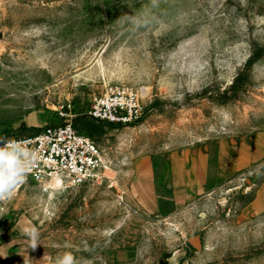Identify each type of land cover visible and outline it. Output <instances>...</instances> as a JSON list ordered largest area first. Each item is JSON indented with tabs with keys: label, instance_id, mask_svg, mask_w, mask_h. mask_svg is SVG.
Returning <instances> with one entry per match:
<instances>
[{
	"label": "rangeland",
	"instance_id": "obj_1",
	"mask_svg": "<svg viewBox=\"0 0 264 264\" xmlns=\"http://www.w3.org/2000/svg\"><path fill=\"white\" fill-rule=\"evenodd\" d=\"M109 83L141 88L143 115L89 135ZM61 112L104 167L76 187L26 180L0 206L5 264H264V159L165 213L127 187L137 157L264 131V0H0V140Z\"/></svg>",
	"mask_w": 264,
	"mask_h": 264
},
{
	"label": "crops",
	"instance_id": "obj_2",
	"mask_svg": "<svg viewBox=\"0 0 264 264\" xmlns=\"http://www.w3.org/2000/svg\"><path fill=\"white\" fill-rule=\"evenodd\" d=\"M261 159L264 131L235 145L220 139L174 149L159 162L143 155L132 160L128 169V192L145 211L165 213ZM9 251V244L0 243V264H5Z\"/></svg>",
	"mask_w": 264,
	"mask_h": 264
},
{
	"label": "built area",
	"instance_id": "obj_3",
	"mask_svg": "<svg viewBox=\"0 0 264 264\" xmlns=\"http://www.w3.org/2000/svg\"><path fill=\"white\" fill-rule=\"evenodd\" d=\"M143 112L141 88L109 83L93 98L86 115L119 126L138 122ZM60 115L64 116L61 121L38 128L32 134L6 138L23 141L36 154L26 180H32L44 190L79 186L96 179L104 167L99 145L74 127L72 114L61 112ZM6 201H0V206Z\"/></svg>",
	"mask_w": 264,
	"mask_h": 264
},
{
	"label": "clouds",
	"instance_id": "obj_4",
	"mask_svg": "<svg viewBox=\"0 0 264 264\" xmlns=\"http://www.w3.org/2000/svg\"><path fill=\"white\" fill-rule=\"evenodd\" d=\"M130 19L136 26L141 24L138 17ZM36 159V154L25 147L23 141L15 139L0 141V201L10 200L16 190L26 182L27 174ZM35 239L36 233L33 230V248L36 247Z\"/></svg>",
	"mask_w": 264,
	"mask_h": 264
},
{
	"label": "trees",
	"instance_id": "obj_5",
	"mask_svg": "<svg viewBox=\"0 0 264 264\" xmlns=\"http://www.w3.org/2000/svg\"><path fill=\"white\" fill-rule=\"evenodd\" d=\"M249 62H251V60ZM238 76H239V74L235 77V80L231 83V87H234L235 85H237ZM90 119H92V118H90ZM76 121H77V119L73 123L74 127H75ZM81 125L86 128V131L89 135H93L97 131V127H98V124H96V122H93V119L83 121V122H81Z\"/></svg>",
	"mask_w": 264,
	"mask_h": 264
}]
</instances>
